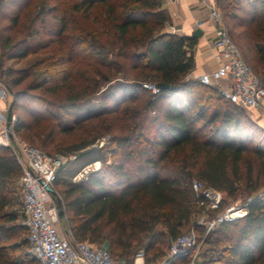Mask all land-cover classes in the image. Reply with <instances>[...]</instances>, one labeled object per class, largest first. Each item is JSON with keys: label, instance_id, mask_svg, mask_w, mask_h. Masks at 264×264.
<instances>
[{"label": "trees", "instance_id": "obj_1", "mask_svg": "<svg viewBox=\"0 0 264 264\" xmlns=\"http://www.w3.org/2000/svg\"><path fill=\"white\" fill-rule=\"evenodd\" d=\"M216 2L226 24L242 29L247 46L255 50L264 86V0ZM7 3L15 10L2 17L17 27L30 0H0V11ZM39 9L26 37L0 38V72L1 59L52 51L34 66L8 69L13 127L48 154L82 150L75 159L101 161L79 181L60 178L65 165L56 174L62 221L75 237L104 242L123 264H132L142 249L152 262L149 255H164L183 232L205 231L204 214L212 218L243 192L264 185V128L217 87L187 78L195 66L196 39L164 31L171 17L163 0H68L67 6L63 0L61 6L48 3ZM46 22L53 27L49 32ZM44 35L55 39L44 41ZM31 75L25 89L15 90ZM146 81L169 87L154 94L144 88ZM43 88L67 93L51 101L32 92ZM101 88L102 103L96 108L91 99ZM56 108L72 123L60 120ZM151 110L157 114L152 136L143 126ZM107 133L108 143L85 149ZM78 134L71 146L58 141ZM21 173L11 149L0 144V264H37L26 252L29 243L12 242L19 227L14 224L18 216L7 210L13 202L10 184ZM193 179L221 191L219 209L207 207ZM250 198L244 216L209 230L207 252L198 264H264V199Z\"/></svg>", "mask_w": 264, "mask_h": 264}, {"label": "built area", "instance_id": "obj_2", "mask_svg": "<svg viewBox=\"0 0 264 264\" xmlns=\"http://www.w3.org/2000/svg\"><path fill=\"white\" fill-rule=\"evenodd\" d=\"M203 3L210 21L216 26L212 45L218 66L210 72L202 73L198 79L217 87L226 100L240 107H262L264 86L261 77L247 63L226 28L216 0H203ZM222 79L228 81L226 86L220 85ZM143 86L154 94L162 89L151 81L143 82ZM10 103V89L0 82V144L11 149L22 171L19 180L24 208L23 224L28 231V252L36 259L37 264H114V257L108 248L78 239L70 230H63L59 226L61 218L49 187L55 190V177L66 157L62 154H48L18 138L13 127L16 121L14 113L11 124L8 125ZM84 173L87 175L88 170H84ZM192 187L205 198L209 209L220 208L223 200L221 191L206 187L198 179H193ZM256 196L264 199V190ZM251 200L249 197L244 204L230 202L212 218H207L204 214L200 223L210 230L220 223L240 218L247 213ZM196 242V232L191 229L172 241L169 250L159 259L147 262L142 249L137 252L132 264H171L178 255L191 254ZM196 257V254H192L191 264H194Z\"/></svg>", "mask_w": 264, "mask_h": 264}, {"label": "rangeland", "instance_id": "obj_3", "mask_svg": "<svg viewBox=\"0 0 264 264\" xmlns=\"http://www.w3.org/2000/svg\"><path fill=\"white\" fill-rule=\"evenodd\" d=\"M67 1L68 0H64L65 6H67ZM62 2H63V0H30V5H28L26 8L24 7V9L21 12L19 25L17 27H15L13 25L12 21H10L9 19H4V17H2V13L10 14V13H13L15 10L14 6H12L10 3L4 4L1 8V11H0V35H1L0 38H1V40L4 39L6 36H13L14 41L26 37L27 32L31 31L33 26L37 22L36 18H34V15L37 13V11L40 10L39 6L42 8L43 6H45L46 4L49 3L50 6L58 7V6H61ZM221 13L223 15L222 10H221ZM223 19H225L224 15H223ZM224 22H225V20H224ZM225 25H226V28L228 29L229 33L231 34L232 38L234 39V41L236 42V44L240 48V50H241L245 60L247 61V63L260 76L261 73L259 72L260 73L259 74L256 71L257 66H258L257 54H256L254 49H251L247 46V44L245 42V38L241 35L242 29L232 28V27L228 26L226 24V22H225ZM43 27L46 28L47 32H49L51 29H53L51 24L48 22L43 24ZM44 37H45L44 41H46L47 39H55V37H53V36L44 35ZM54 47H56V45L50 46L51 49H53ZM52 55H53L52 51L48 48V49L39 50L37 52H32L27 57H24V58H11V59H6V60L1 59V61H3L4 71L0 72V82H2L8 86V83L11 79V77H9L8 73H7L9 68L14 70V72L20 71L22 69H26V68H29L31 66H34L38 62H42V61L50 58ZM40 68L41 67H39L38 69H40ZM33 78H34V75L27 77L21 85L14 87L15 90L25 89L27 87V85L33 80ZM41 78L42 77H39L37 80H41ZM103 90H104V88H101L99 94H96L95 96H93V99H91V100H93V103H91V104H94V106H96V108L99 107V105L102 103L101 102V92ZM32 92L36 93L37 95L45 96L48 100L58 101L60 98H62L67 93V90L65 88H60L56 92H51V91H47L45 88H43V89L32 90ZM25 103H27V100H25ZM241 108H242L244 114H246L250 118L251 117V114H250L251 109L243 108V107H241ZM54 111H55V114L58 115L60 120H62V121L67 120L69 123H72L71 117H69L68 115H65V113L61 112L57 108ZM23 115L26 117L25 113H23ZM156 115L157 114L155 113V111L151 110L148 112L147 118L144 121V125H143L144 126V132L149 134L150 136L153 135L154 130L156 129V124H154V122L152 123V118L155 117ZM81 135L78 134V135H73V136H68V137L63 136L58 141H60V142L65 141V143H63L64 148H65L66 146H71V145L75 144V141L78 138H80ZM17 136H18V138H20L21 140L26 142V140L23 138L22 134H17ZM110 136H111L110 133H107V135L106 134L103 135L102 137H100L98 140H96L93 144H91L89 147H87L85 149H88L90 147H94L97 145L102 146L103 144L108 143ZM258 139H259V137L255 140V143H256V141H258ZM39 148H41V147H39ZM51 151L53 152L52 154H63V155H65V157H66L65 163H64L65 166H64V168H62V172L60 173V178H63L64 180H67V181H79L80 179H83L84 176L86 175L84 173V170H88V173H89L90 171H94V170H97L98 168H100V166L102 164L100 160H98V161L93 160V157L84 158V159H78V158L75 159L76 154H79L82 150H75L72 152H68V151H64L62 149L61 150L52 149ZM68 153H70V154H68ZM250 156L253 157V155H250ZM83 173H84V176H82ZM10 186H11V189L13 191L12 192L13 202L10 204V206L7 208V210L15 213L18 216V219L16 220V222H14V224H16L19 227L18 230L16 231V233L14 234L12 242H19V243H27L28 244V233L26 232L25 226L23 224L24 208H23L21 183H20L19 178H16L15 180L11 181ZM54 187H55L56 191L61 189V186H57V185H55V183H54ZM263 190H264V185L262 187L258 188L257 190L253 191L251 194H247L246 192H243V194L239 198H237L235 200V202H238L240 204H244L249 197H251L253 195H257V194L261 193ZM57 193L60 196L58 191H57ZM230 202H234V201H229L228 203H230ZM59 226L63 230H66V226L64 225V222L62 221V219H61V222L59 223ZM190 230H187V231L183 232L182 234H185V233L189 232ZM195 232L197 235V242H196L195 249L191 252V254L179 255L176 258V264H180V263L181 264H191L192 254L197 255L194 264H198V263L202 262L203 256L207 252V248H208L207 244L204 243V239H205L207 233L209 232V230L206 228L205 231H203V230H201V231L197 230L196 231L195 230ZM94 244H97V243H94ZM97 245L106 247V244L104 242L98 243ZM28 246H29V244H28ZM25 249H26V252H28V247ZM208 253H209L208 255L210 256L212 252L209 250ZM162 256L163 255H159L155 258L154 255L151 254L148 256V260L149 261L157 260ZM114 260H115V262L119 261L115 257H114Z\"/></svg>", "mask_w": 264, "mask_h": 264}, {"label": "crops", "instance_id": "obj_4", "mask_svg": "<svg viewBox=\"0 0 264 264\" xmlns=\"http://www.w3.org/2000/svg\"><path fill=\"white\" fill-rule=\"evenodd\" d=\"M163 8L171 17L164 31L185 36H191L198 28L203 32L199 38H195L196 43L192 48L195 66L187 78L198 79L202 73L214 70L218 66L212 45L216 26L210 21L203 0H163ZM227 82L226 79H222L219 83L226 86ZM250 114L252 119L264 128V104L260 108L251 109ZM114 264L123 263L118 261Z\"/></svg>", "mask_w": 264, "mask_h": 264}, {"label": "water", "instance_id": "obj_5", "mask_svg": "<svg viewBox=\"0 0 264 264\" xmlns=\"http://www.w3.org/2000/svg\"><path fill=\"white\" fill-rule=\"evenodd\" d=\"M202 33H203L202 30L200 28H198L192 33L191 36L194 37V38H199L202 35ZM157 85L159 87H161L162 89L169 87L168 84H165V83H162V82L157 83ZM12 116H13V101H11L10 107H9L8 125L11 124ZM49 190L51 191V193L53 194V196L55 198L56 206H57V209H58V215L62 219L65 216V209H64V206H63V202H62L60 196L58 195V193L56 192V190H54L51 187H49Z\"/></svg>", "mask_w": 264, "mask_h": 264}]
</instances>
